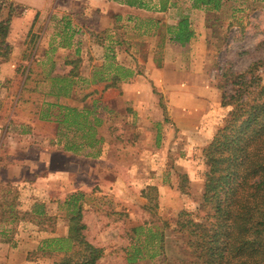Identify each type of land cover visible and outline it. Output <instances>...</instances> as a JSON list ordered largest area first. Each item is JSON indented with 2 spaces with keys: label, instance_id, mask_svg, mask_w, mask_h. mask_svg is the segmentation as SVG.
<instances>
[{
  "label": "rangeland",
  "instance_id": "1",
  "mask_svg": "<svg viewBox=\"0 0 264 264\" xmlns=\"http://www.w3.org/2000/svg\"><path fill=\"white\" fill-rule=\"evenodd\" d=\"M178 1L183 8L189 2ZM10 10L16 16L25 7L11 0H0V20L6 19ZM200 11L199 19L193 16L192 25L196 29L201 27V40L181 50L185 52L184 55L174 52L162 55L163 52L156 49L157 41L154 39L146 43L145 50L141 51L145 56H153V59L161 54V58L174 62L168 66L172 73H177L178 78L188 76L194 83L197 79L198 83L179 78L178 82L188 88L166 90L167 83L161 79L153 81L154 77L149 80L146 76L149 87L146 88L145 97L153 98L154 106H137L138 110H134L129 105L122 120H110L106 115L99 118L103 111L96 108V118L101 121L98 132L102 140L94 150H103L101 157H94L90 165L85 167L65 160V155L55 147L56 124L47 128L34 122L33 127L27 129V137L16 142V154H8V147L14 145L13 138L11 145L8 140L2 142L5 148L2 147L0 152V195L4 198L1 200L4 205L0 208V228L12 221L14 214L22 218L11 222L15 231L21 222L34 225L25 214L34 205H39L54 217L55 234L48 239L64 238L68 227V207L62 201L61 192L63 190L69 197L76 195L69 194L75 182L70 177L81 171L79 185H75L82 191L77 203L81 209L86 241L103 252L96 264H127L125 249L128 246V231L144 222L157 220L143 210L146 199L142 191L147 186H155L158 191L156 213L158 220L166 223L167 252L165 259L137 264H181L190 259L183 250L180 235L173 229L180 211L190 213L196 221L204 216L199 210L205 174L202 151L222 127L230 110L220 106V92L215 87L217 67L228 63L234 71L239 72L258 57L264 56V0H224L216 13L209 14L204 8ZM185 12L182 9V15ZM168 16L170 21L177 22L173 10ZM160 37L168 39L164 26ZM112 46L117 47L116 44ZM184 70L192 72L193 77L190 73L184 74ZM259 75L264 82V71H260ZM174 77L171 74V78ZM196 84L203 85V88L196 89ZM60 90L67 91L68 85L64 84ZM73 91V97L78 100L84 95V91ZM87 92L90 93L87 96L102 101L122 97L116 91H95V95ZM20 97L23 100L26 95L21 94ZM39 102L40 99L33 101L35 114L40 113L37 112ZM15 129L20 130L19 127ZM66 134L68 141H81L80 134L83 133L77 132L75 135L71 131ZM24 141L29 145L25 154L18 152L19 146L21 151L25 149L22 148ZM47 146L55 148L49 150ZM63 172L65 174L62 176H67L63 182L66 185L57 184L62 180H56V177ZM178 174L187 177L185 193L178 188ZM3 183L10 184L11 188ZM7 206L12 210L11 217H8ZM26 229V234L32 232ZM25 237L28 238V235ZM62 246L65 245L52 244L47 249L57 251ZM49 262L51 264L52 260Z\"/></svg>",
  "mask_w": 264,
  "mask_h": 264
},
{
  "label": "crops",
  "instance_id": "2",
  "mask_svg": "<svg viewBox=\"0 0 264 264\" xmlns=\"http://www.w3.org/2000/svg\"><path fill=\"white\" fill-rule=\"evenodd\" d=\"M11 1L24 6L25 10L10 19L5 40L9 47L8 58H0V152L2 147L5 148L2 142L8 140L11 145L13 138L14 145H9L8 154H16V142L27 137V129L33 127L34 122L47 128L56 124L58 131L54 146L65 155L66 161L86 167L94 157H101L103 150H94L102 140L98 132L101 121L97 119L96 108L103 111L99 118L106 115L110 120H122L129 105L134 110H138L137 106H154V99L145 97L149 87L147 77L167 83L166 90L186 87L178 82L180 77L172 73L168 66L174 62L161 58V54L167 56L169 52H174L184 55L181 50L201 40L202 29L199 26L194 28L192 19L193 16L199 19L202 13L200 9H190L188 1L183 8L178 0H165L163 12L160 11V0ZM182 9L186 10L184 15L194 32L193 38L184 46L160 37L163 26L167 30L176 23L168 16L171 10L178 20ZM152 39L157 41L156 49L163 52L156 59L141 52ZM114 44L117 47L112 46ZM183 73H190L193 77L192 72L184 70ZM148 74H151L150 78ZM171 74L176 77L172 79ZM180 79L189 80L190 77L182 76ZM196 80L195 83H198ZM189 82L194 83L192 78ZM64 84L68 85L67 91L60 90ZM196 85V89L203 88V85ZM74 89L84 91L79 100L73 97ZM103 90L116 91L122 97L102 101L87 96L90 95L87 91L95 95V91ZM21 94L26 98L21 100ZM36 99H40L38 114H35L33 104ZM71 131L75 135L82 132L81 141L66 140V132ZM7 136L11 137L7 139ZM27 146L24 141L22 148L25 149L21 151L19 146L18 152L25 154ZM55 147L47 146L49 150ZM64 172L56 177V180H62L57 184L66 185L63 183L67 178L62 176ZM80 172L70 177L75 181L70 195H82L81 189L75 188L79 185ZM46 177L51 178V175L46 174ZM3 184L11 188L10 184ZM61 195L64 202L71 198L63 190ZM3 199L0 195V202ZM7 207L8 217H11L12 210ZM12 224L9 221L0 228V264H50V259L41 254L49 247L42 243L44 239L52 238L55 231L40 230L27 222H21L15 231ZM26 228L32 232L26 234Z\"/></svg>",
  "mask_w": 264,
  "mask_h": 264
},
{
  "label": "trees",
  "instance_id": "3",
  "mask_svg": "<svg viewBox=\"0 0 264 264\" xmlns=\"http://www.w3.org/2000/svg\"><path fill=\"white\" fill-rule=\"evenodd\" d=\"M165 11V0H160ZM224 0H189L190 9L204 8L216 13ZM13 13L0 20V58L7 60L9 47L5 40ZM168 40L180 46L194 36L189 19L180 15L174 26L166 30ZM215 87L220 92V106L230 108L227 117L211 142L202 151L205 174L199 210L204 213L196 221L191 214L180 211L173 232L180 235L183 250L190 257L181 264H264V56L258 57L244 70L234 71L226 63L217 67ZM165 113V109H163ZM180 192L187 190V177L178 174ZM146 199L143 210L153 221L144 222L128 231L125 249L127 264L165 259L167 252L165 222L157 218L158 191L147 186L142 191ZM74 195L68 207V227L64 238L47 239L42 245H65L57 251L48 249L41 254L51 264H96L102 249L86 241L81 222V209ZM4 203L0 202V208ZM13 222L21 220L16 214ZM16 216V217H15ZM29 222L38 229L55 231L54 217L39 205L26 212ZM11 221V222H12Z\"/></svg>",
  "mask_w": 264,
  "mask_h": 264
}]
</instances>
